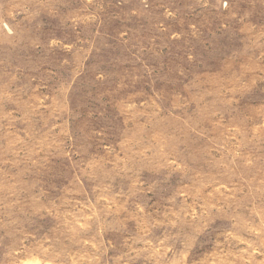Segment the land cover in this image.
<instances>
[{"label": "rangeland", "instance_id": "rangeland-1", "mask_svg": "<svg viewBox=\"0 0 264 264\" xmlns=\"http://www.w3.org/2000/svg\"><path fill=\"white\" fill-rule=\"evenodd\" d=\"M0 264H264V0H0Z\"/></svg>", "mask_w": 264, "mask_h": 264}]
</instances>
